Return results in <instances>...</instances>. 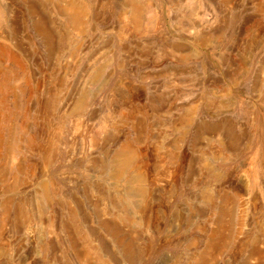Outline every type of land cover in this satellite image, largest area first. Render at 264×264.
I'll return each instance as SVG.
<instances>
[{"label":"rangeland","instance_id":"1","mask_svg":"<svg viewBox=\"0 0 264 264\" xmlns=\"http://www.w3.org/2000/svg\"><path fill=\"white\" fill-rule=\"evenodd\" d=\"M6 1L0 264H264V0Z\"/></svg>","mask_w":264,"mask_h":264},{"label":"bare ground","instance_id":"2","mask_svg":"<svg viewBox=\"0 0 264 264\" xmlns=\"http://www.w3.org/2000/svg\"><path fill=\"white\" fill-rule=\"evenodd\" d=\"M47 1L51 2V1H54V0H47ZM65 1H66V3L63 5L62 9L60 10V7H59V9L58 8L57 9H58V11L60 13L65 15V23H66L68 28L72 29V28H74V27H76L78 25L80 14H81L82 10L76 5L74 0H65ZM131 7L133 8L132 17H133V20L135 22V25L138 28H139V26H141L142 13L145 12L146 10H148V12L150 14V17L148 18V20L146 22L147 23L146 25H149V24L155 25V24H157V22L159 20L158 11H156V9L153 7V3L151 4L149 2V0L147 1V3H141V2H139L137 0H132ZM11 9H12V2H11V0H7L6 3H5L6 18H4V19H6L8 22L11 19V18H9L10 13L12 12ZM261 29H262V27H261ZM45 34H47V33H45ZM208 39H209V35L205 34L204 36L201 37V39H199V41L200 42H205ZM3 55H7L6 51L5 50H3V51L0 50V59H1V57ZM126 151L127 152L123 151V152L119 153L117 155L115 161H114V171H115V177L116 178L123 177L126 174V172L134 165V160H135L134 153H132L129 150H126ZM136 179H137L136 181H139V182L143 183L145 181V179H146V174L142 170H140V173H138ZM263 190H264V188H263ZM146 195H147L146 187L142 186L137 192L139 203L144 202V199H145ZM225 211H226V209L222 205L221 209H219L220 216H223V214H225ZM128 217H130V216H128ZM136 217H137L138 222H142V223H145L146 225H148V219L145 218V215L140 213V214H137ZM103 224L105 225L108 233L113 234L114 239L118 243V246L120 248H122L121 250L124 251V254L126 256H130V254L132 252V250H131L132 249V244H131L132 242H131L130 238L126 234L122 233V230H120V228L117 227L115 224L110 223V222H106V223H103ZM212 236L213 237H210L211 238V242H210V245H209V250H210L209 252L210 253L212 252L213 249H216V247H218L220 245V243H221L220 227L216 229V231L213 233ZM88 243L89 242H87V247L86 248L89 247ZM258 251L260 252V250H258ZM250 252H252V250H250ZM89 253L90 252L88 251V249H86V251H85V255H87L86 256V260L90 259L92 257L91 254H89ZM256 254H257V252H255V253L253 252L251 254V257L253 258V260H257L258 256ZM210 255L213 256L212 253ZM96 259H97L99 264H107L106 261H102L99 258H96ZM253 262H255V261H253ZM199 264H204V263L202 261V263H199Z\"/></svg>","mask_w":264,"mask_h":264}]
</instances>
